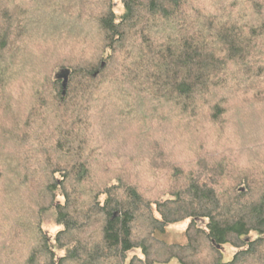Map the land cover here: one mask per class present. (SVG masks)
<instances>
[{"label":"trees","instance_id":"trees-1","mask_svg":"<svg viewBox=\"0 0 264 264\" xmlns=\"http://www.w3.org/2000/svg\"><path fill=\"white\" fill-rule=\"evenodd\" d=\"M120 2L0 0V264H264V0Z\"/></svg>","mask_w":264,"mask_h":264},{"label":"rangeland","instance_id":"rangeland-1","mask_svg":"<svg viewBox=\"0 0 264 264\" xmlns=\"http://www.w3.org/2000/svg\"><path fill=\"white\" fill-rule=\"evenodd\" d=\"M115 1V11L119 14L123 12V8L121 5L120 0H114ZM189 220L179 223L177 225L170 226L164 234H160L159 237L163 239L164 241L168 243H174V244H183L186 242V236L185 232L189 226ZM201 223V224H200ZM200 226L203 227L205 223L199 222ZM203 225V226H202ZM43 229L48 235L49 239L52 241V245L55 249V244L53 242L57 232L59 231V227L55 224L53 214L48 213L44 216V223H43ZM59 256H62L64 252H59L55 250ZM224 251V258L225 261H230L233 258V255L236 253L237 250L232 248L231 246H223ZM134 255L142 256L140 251H134L129 253V258L133 257ZM167 264H180L177 260H172L171 262Z\"/></svg>","mask_w":264,"mask_h":264},{"label":"water","instance_id":"water-1","mask_svg":"<svg viewBox=\"0 0 264 264\" xmlns=\"http://www.w3.org/2000/svg\"><path fill=\"white\" fill-rule=\"evenodd\" d=\"M69 76H70V72L66 71V72H62L58 75L59 79L63 80V95L66 94V89H67V85H68V81H69Z\"/></svg>","mask_w":264,"mask_h":264}]
</instances>
